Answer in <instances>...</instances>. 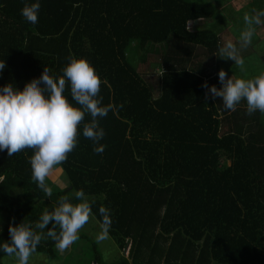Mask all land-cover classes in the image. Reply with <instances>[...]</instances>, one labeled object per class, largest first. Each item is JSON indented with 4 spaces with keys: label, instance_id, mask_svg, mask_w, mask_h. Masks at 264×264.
Wrapping results in <instances>:
<instances>
[{
    "label": "trees",
    "instance_id": "obj_1",
    "mask_svg": "<svg viewBox=\"0 0 264 264\" xmlns=\"http://www.w3.org/2000/svg\"><path fill=\"white\" fill-rule=\"evenodd\" d=\"M35 2L0 0V88L22 90L45 66L59 77L70 57H82L102 80V104L117 110L99 118L101 154L81 124L60 165L67 182L52 197L31 179L32 149L0 151V243L10 242V224L35 226L60 196L76 203L83 190L99 224V208L110 211L120 255L108 264H264V114L248 115L245 101L229 111L203 87H222L220 69L243 79L260 72L222 63L210 71L198 58L223 44L219 0H38L31 24L21 10ZM145 64L160 72L146 74ZM64 95L75 104L70 83ZM54 244L42 240L34 253L52 260ZM92 245L93 261L106 264Z\"/></svg>",
    "mask_w": 264,
    "mask_h": 264
},
{
    "label": "clouds",
    "instance_id": "obj_2",
    "mask_svg": "<svg viewBox=\"0 0 264 264\" xmlns=\"http://www.w3.org/2000/svg\"><path fill=\"white\" fill-rule=\"evenodd\" d=\"M39 9L38 0L31 4L25 3L21 15L31 24H36ZM262 18L264 10L253 9L251 14L245 13V27L238 41L226 39L218 46L216 55L234 61L245 75V59L241 49L252 43L256 27L264 23ZM5 67V62H0V72ZM219 80L221 88L215 85L209 88L207 82L204 83L206 95L210 93L213 97H220L225 109L229 111H235L237 105L245 101L248 115L256 111L264 114V71L254 78L243 79L233 75L228 77L225 70L220 69ZM68 83L75 104L64 95ZM101 84V78L86 58L70 57L59 77L50 75V69L45 66L41 76L27 82L22 90L11 84L0 88V151L6 150L11 157L25 149H32L31 179L48 197H52L53 191L46 179L75 149L81 124L83 136L94 143L95 153H103L106 147L100 144L105 131L99 125V118L106 117L109 111L115 112L117 106L102 104ZM86 114L91 116L89 122H84ZM74 197L78 202L73 203L71 195L60 196L58 201L53 202V210L45 209L35 226L23 222L10 224V242L0 243V250L14 257L17 264H29L37 246L45 239L54 241L61 253L66 251L80 239L81 229L92 217L91 202L84 191L75 190ZM99 212L103 219L99 224L100 231L95 236L98 244L108 239L112 223L108 208L101 206ZM50 222L53 227L45 231Z\"/></svg>",
    "mask_w": 264,
    "mask_h": 264
},
{
    "label": "rangeland",
    "instance_id": "obj_3",
    "mask_svg": "<svg viewBox=\"0 0 264 264\" xmlns=\"http://www.w3.org/2000/svg\"><path fill=\"white\" fill-rule=\"evenodd\" d=\"M250 1L252 0H231V2L219 0L220 9L218 10L219 14L217 19L220 25L222 26L220 37L223 43L226 39H232L234 42L238 41L240 33H237V28L241 29L239 30L241 32L245 27L243 20L244 14L252 13V8L254 5H250ZM257 4L260 3L257 2ZM262 4L264 8V0H262ZM222 18L223 22H221ZM201 24L202 23H200V25ZM158 47L164 48L163 45H160ZM156 54L158 55L159 53ZM156 54L154 53L155 58ZM241 55L243 56V58H245L246 71H249L250 73L253 72V70H255V73L261 72L262 70L264 71V66L261 65L262 59L260 57L264 55V23L256 27V34L253 36L252 43L247 48L241 49ZM198 58L205 65H207L210 71L214 70L215 64L218 63L224 64L225 67H230L231 65H234V61H232L231 59L221 58L218 57L216 54L215 56L210 58H205L203 56ZM134 62L136 63V61ZM141 70L145 71L146 74L151 75L159 73L160 67L158 70L153 66L145 64ZM61 171L62 168L58 166L57 169L54 171L53 175L46 179V183L51 188H53L55 185L64 186V184L67 182L64 179V176ZM99 231V223L92 215L89 223H87L79 233L80 239L77 242L80 241V250H75V252H73V243L66 251L61 253L57 250L54 244L53 257L56 260H49L50 257L47 256V254L45 253H33V255L29 259V264H97L96 261H93L92 257L94 254L92 242L96 245L102 261L106 264L112 263L119 257L120 251L111 234H109L108 239L104 240L102 243H96L95 236ZM81 236L85 237L81 238ZM123 254L124 256H127V249L124 251ZM1 261L3 264H17L16 259L14 257L9 256H4Z\"/></svg>",
    "mask_w": 264,
    "mask_h": 264
},
{
    "label": "crops",
    "instance_id": "obj_4",
    "mask_svg": "<svg viewBox=\"0 0 264 264\" xmlns=\"http://www.w3.org/2000/svg\"><path fill=\"white\" fill-rule=\"evenodd\" d=\"M222 30V29H221ZM239 30H241V29H239V28H237V33H240V31ZM52 260H56V259H52Z\"/></svg>",
    "mask_w": 264,
    "mask_h": 264
}]
</instances>
